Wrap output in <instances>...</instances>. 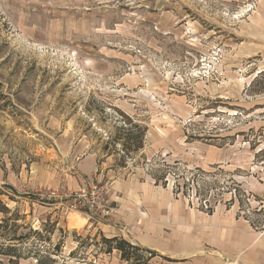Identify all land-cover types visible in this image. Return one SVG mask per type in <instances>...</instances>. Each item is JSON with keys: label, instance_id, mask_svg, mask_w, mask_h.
Instances as JSON below:
<instances>
[{"label": "rangeland", "instance_id": "obj_1", "mask_svg": "<svg viewBox=\"0 0 264 264\" xmlns=\"http://www.w3.org/2000/svg\"><path fill=\"white\" fill-rule=\"evenodd\" d=\"M216 211L264 244V0H0L5 264H131L110 226L219 257Z\"/></svg>", "mask_w": 264, "mask_h": 264}, {"label": "crops", "instance_id": "obj_2", "mask_svg": "<svg viewBox=\"0 0 264 264\" xmlns=\"http://www.w3.org/2000/svg\"><path fill=\"white\" fill-rule=\"evenodd\" d=\"M254 186H256V183H254ZM259 187L257 188L261 189V186ZM255 193H257V191H255ZM210 217L213 219L212 221L220 224L217 228L221 236L219 240L221 250H216H220L222 254L214 258L209 255L197 257L194 253L196 249H193L196 248L197 245V242H193L197 241V239L195 238V240H193L191 236L188 238L183 237L188 241H184L183 238L180 240L179 238L172 247L171 253L179 256L180 259L176 264H264V244L259 243L257 235L251 232L245 220L241 218L237 219L232 214H221L217 211L210 215ZM112 228L113 226H110V231H114L111 235L124 236L129 239L132 244L140 245L137 241L131 239L128 234L125 235ZM136 238L139 239L141 243L148 242L149 246L143 247L149 248L150 250H152V247H157L159 244L156 238L147 233L137 232L135 235V239ZM187 256L190 257L188 260L183 259V257Z\"/></svg>", "mask_w": 264, "mask_h": 264}, {"label": "trees", "instance_id": "obj_3", "mask_svg": "<svg viewBox=\"0 0 264 264\" xmlns=\"http://www.w3.org/2000/svg\"><path fill=\"white\" fill-rule=\"evenodd\" d=\"M5 211L8 212V209L5 207ZM9 222V218L3 219L2 222H0V227L8 228L7 224ZM24 236L20 235L18 237L14 236L12 239H18L22 240ZM11 239V240H12ZM104 242L109 243V248L108 251H112L113 249H117L120 251L122 258L127 259L128 261L131 262V264H148L147 261L145 260L144 255L142 252H149L151 255L153 254L154 251L148 250L146 248H143L139 245H134L132 244L129 240L124 239L123 237H103ZM0 255H8L10 256V261H14V256L18 257L17 250L14 248V244L12 246H7L0 244ZM0 264H5L4 260L0 258Z\"/></svg>", "mask_w": 264, "mask_h": 264}, {"label": "built area", "instance_id": "obj_4", "mask_svg": "<svg viewBox=\"0 0 264 264\" xmlns=\"http://www.w3.org/2000/svg\"><path fill=\"white\" fill-rule=\"evenodd\" d=\"M98 188L97 185H94L90 188V190H82L81 192H72L69 190H60L59 188H49L48 190H44L42 195L45 196V199L49 200H56L58 199H72L79 202H87L90 203V205H94V203H97L95 197H96V189Z\"/></svg>", "mask_w": 264, "mask_h": 264}, {"label": "bare ground", "instance_id": "obj_5", "mask_svg": "<svg viewBox=\"0 0 264 264\" xmlns=\"http://www.w3.org/2000/svg\"><path fill=\"white\" fill-rule=\"evenodd\" d=\"M69 221L71 225H82L85 223L86 218L76 211L73 214H71Z\"/></svg>", "mask_w": 264, "mask_h": 264}]
</instances>
